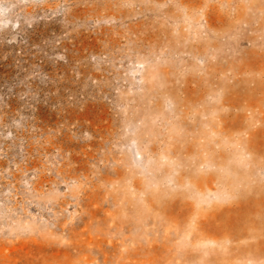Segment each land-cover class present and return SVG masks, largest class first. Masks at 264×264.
<instances>
[{"label":"rangeland","instance_id":"rangeland-1","mask_svg":"<svg viewBox=\"0 0 264 264\" xmlns=\"http://www.w3.org/2000/svg\"><path fill=\"white\" fill-rule=\"evenodd\" d=\"M0 264H264V0H0Z\"/></svg>","mask_w":264,"mask_h":264}]
</instances>
